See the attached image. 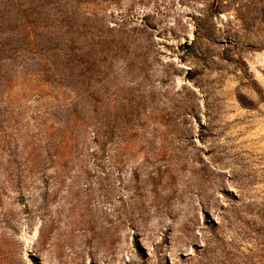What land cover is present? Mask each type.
<instances>
[{
    "label": "rangeland",
    "instance_id": "rangeland-1",
    "mask_svg": "<svg viewBox=\"0 0 264 264\" xmlns=\"http://www.w3.org/2000/svg\"><path fill=\"white\" fill-rule=\"evenodd\" d=\"M0 264H264V0H0Z\"/></svg>",
    "mask_w": 264,
    "mask_h": 264
}]
</instances>
